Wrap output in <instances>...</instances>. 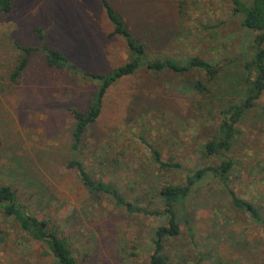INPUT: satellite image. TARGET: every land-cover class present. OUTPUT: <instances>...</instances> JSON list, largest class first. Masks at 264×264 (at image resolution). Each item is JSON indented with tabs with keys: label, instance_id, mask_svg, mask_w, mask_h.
Instances as JSON below:
<instances>
[{
	"label": "rangeland",
	"instance_id": "374dc122",
	"mask_svg": "<svg viewBox=\"0 0 264 264\" xmlns=\"http://www.w3.org/2000/svg\"><path fill=\"white\" fill-rule=\"evenodd\" d=\"M147 60L178 64L195 57L217 67L213 77L139 67L110 85L99 114L75 150L71 110L84 112L97 83L45 64L41 47L59 52L78 71L109 73L129 54L98 0H12L0 14V184L38 220L57 227L76 264H149L160 214H131L109 197L94 199L67 169L77 159L93 179L129 202L161 211L156 191L181 185L187 172L231 167L222 185L207 173L184 200L186 223L164 240V264H264L261 226L231 204L228 191L264 223V89L235 124L228 152L208 157L202 146L217 132L220 109L239 101L253 55L254 33L240 26L231 0H107ZM249 4L251 0H237ZM36 48L20 76L22 54ZM264 48V46H263ZM150 149L163 163L159 169ZM37 244L20 240L0 215V264H53Z\"/></svg>",
	"mask_w": 264,
	"mask_h": 264
},
{
	"label": "trees",
	"instance_id": "16d2710c",
	"mask_svg": "<svg viewBox=\"0 0 264 264\" xmlns=\"http://www.w3.org/2000/svg\"><path fill=\"white\" fill-rule=\"evenodd\" d=\"M104 17L111 25L110 36H118L123 41L129 58L128 61L105 74H92L85 71H78L77 68L69 64L66 59L57 51L41 47L45 64L48 67L58 70L68 69L74 73L80 74L82 77L97 83L95 92L84 112L71 110L73 126L71 130V150H77L81 145L82 137L87 127L92 124L99 114L101 99L106 89L117 80L131 75L139 67L145 66L147 69L154 71L169 70L175 74H183L190 70L201 71L208 77H213L217 72V67L206 61L192 57L181 64L171 59L147 60L144 56L142 44L132 39L129 31L125 27L120 16L114 11L107 0H98ZM233 4V12L242 15L240 26L254 33L252 39V58L243 65L248 77L245 91L242 93L239 101L227 104L220 109V121L217 126L216 134L203 146L202 149L206 156L218 158L221 153L228 152L232 144L235 124L239 121L241 114L253 105V101L264 89V0H251L249 4L240 3L237 0H231ZM12 0H0V14L9 13L11 10ZM23 55L17 66L11 74V79L16 80L26 64V56L36 50V48L22 47L15 44ZM150 154L156 166L165 170L180 169L176 163H163L159 153L150 149ZM65 167L76 172L77 179L81 186L87 192L99 199L101 197H109L115 205L122 207L131 214H162L165 219V225L158 226L153 231L151 239L152 253L149 257V264H164L165 257L161 253V247L164 240L172 239L179 234V218L186 223V214L183 203L186 195L194 183L200 181L207 173L217 178L222 185L227 181L228 171L231 167L229 160L219 161L217 167L194 168L187 172L184 183L181 185H166L156 191L158 203L162 205V210L149 211L146 208L139 207L137 202H129L121 197V195L108 184L100 180L93 179L90 174L83 168L81 162L77 159H70L66 162ZM231 204L234 208L244 210L254 223L261 226L262 240L264 243V223L258 217L253 207L249 204L237 199L232 192L228 191ZM0 215L4 219L10 221L16 232L20 235V240L27 244H37L44 251L42 254L48 255L52 259L53 264H76L69 250L66 239L61 235L59 229L52 224H48L45 220H38L31 214L17 199L14 191L8 185L0 184Z\"/></svg>",
	"mask_w": 264,
	"mask_h": 264
}]
</instances>
